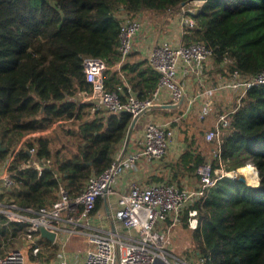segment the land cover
Instances as JSON below:
<instances>
[{
  "label": "trees",
  "instance_id": "16d2710c",
  "mask_svg": "<svg viewBox=\"0 0 264 264\" xmlns=\"http://www.w3.org/2000/svg\"><path fill=\"white\" fill-rule=\"evenodd\" d=\"M186 1L0 0V141L5 146L0 162L12 155L26 134L46 131L67 120L47 134L22 142L10 166L16 169V185L0 192L1 202L15 203L22 210L53 206L61 186L74 197L84 190L91 175L111 164L133 116L93 111L92 102H80L92 88L85 78L83 57L105 59L108 89L123 96L130 85L139 96H148L159 80L155 68L146 61L125 60L121 70L127 83L115 68L121 59L122 19L147 9L167 11ZM191 15L196 24L185 29L183 39L185 43L201 40L212 48L210 60L217 72L214 83L235 69L255 74L264 68V0H206ZM226 57L233 62H226ZM164 112L182 113L176 109ZM188 126L185 134H194ZM192 140L185 138L179 156L168 157L167 153L159 160L167 172L154 179L179 185L186 177L199 182L200 164L211 162L217 167L222 162L228 170L256 165L261 180L254 186L239 177L225 176L208 188L204 198L186 208L181 215L185 225L190 208H197L200 216L193 229L197 256L205 258L204 264H264V84L251 86L235 105L220 144L206 137L203 147ZM32 147L36 149L33 153ZM33 159L45 164L41 172L35 166L18 170L21 162ZM26 227L0 214V246L25 234ZM45 244L49 247L51 242Z\"/></svg>",
  "mask_w": 264,
  "mask_h": 264
},
{
  "label": "built area",
  "instance_id": "2783aa9c",
  "mask_svg": "<svg viewBox=\"0 0 264 264\" xmlns=\"http://www.w3.org/2000/svg\"><path fill=\"white\" fill-rule=\"evenodd\" d=\"M204 2L205 0H188L177 6L185 28L195 26L196 20L191 13H195ZM145 25V20L140 16L123 17L119 31L120 62L131 54L134 40ZM212 53V48L201 40L179 44L158 41L151 48L149 61L159 72V80L155 89L146 97L139 96L130 86L123 96L118 90L108 89L104 75L107 69L105 59L85 55L82 61L83 71L92 88L89 93L82 95L80 102H92L93 111L116 114L130 112L134 117L160 105L158 98L164 91H168L170 104L180 106L187 95L186 82L179 75L180 63H183L187 75L194 73L199 77L204 63L211 58ZM225 61L233 62V59L226 57ZM259 84H264V68L255 74H244L235 69L222 80L205 84L201 91L189 97L190 103L201 101L200 117L203 119L213 112L214 98L218 94L235 93L239 103L251 86ZM234 109L235 107L219 114L215 126L206 133L208 140L216 139L220 144L223 128L230 123ZM170 127V121H149L144 131L143 146L130 151L125 140L114 154L111 164L102 172L91 175L84 190L74 197L61 186L59 200L50 207L22 210L15 203L0 201V214H5L11 221L27 224L25 247L12 249L0 256V264H29V252L38 254L42 250L39 241L49 240L40 235V226L56 233L55 239L49 240L50 247L56 245L63 249L72 236L86 235L89 247L82 261L73 264H174L170 259L171 228L181 222L182 212L197 199L204 198L208 188L219 179L225 176L238 177L241 173L230 175L236 168L228 170L222 162L217 167L211 162L200 164L197 169L200 180L195 187L168 181L142 184L131 180L118 198L116 215L124 228L136 231L132 240L122 238L117 231L103 233L96 230L91 221L98 199L107 200L125 172L136 168L142 160H160L168 153L171 143ZM35 151V147L30 149L31 153ZM16 152L9 158L5 172L0 174V181L6 189L16 185V169H10ZM31 166L41 172L45 164L36 159L25 160L18 165V170ZM189 216V225L195 229L200 223L198 209L190 208ZM168 222V227L163 230L162 225ZM180 261L182 264H204L205 258L197 256L195 259Z\"/></svg>",
  "mask_w": 264,
  "mask_h": 264
},
{
  "label": "crops",
  "instance_id": "0c3cea01",
  "mask_svg": "<svg viewBox=\"0 0 264 264\" xmlns=\"http://www.w3.org/2000/svg\"><path fill=\"white\" fill-rule=\"evenodd\" d=\"M139 15L143 17V19L146 22V25H145L144 30L138 36H136L134 40L133 51L127 57L126 61H131V62L146 61V63L151 65L149 61V54H150V51L153 45L156 44L158 41L166 40L173 44L185 43L183 38H184V33H185L186 28L184 27L182 23V16L177 7L167 10V11H159V10H154V9L142 10L139 12ZM123 62H120V61L116 62L115 68L119 69L120 77L124 80V83H127L125 73L124 71L121 70V65ZM179 75L181 79H183L186 82V85H187L186 98L183 100L180 106L165 107L163 105L170 104L171 98H170L169 92L164 91L158 98L160 105L154 106L151 109L147 110L138 119V122L136 123L132 131L131 137L128 141V150L132 151V150L138 149L143 146L145 127H146V124L151 120H155V119L160 120V121L165 120V121H170L171 123L174 121L180 122L181 118L183 120L184 117L185 118L187 117L185 116V114H189L188 117H190V119L191 118L193 119L192 122L199 120L198 125L201 126L200 127L201 130H203L204 132V133L201 132V134H206L209 129L215 126L216 120L221 112L219 114L217 113L214 114V110H213V112L210 115L202 119L200 117L201 101H196L195 103L191 104L190 98H189L193 94H196L197 92L201 91L204 88L205 84H210L214 81V77H211V75L217 76V72H216V66L213 65L212 60L209 59L204 63L202 74L199 77H197L194 73L187 75L184 72L183 63H180ZM204 76H207L205 77V80H203ZM193 79H196L200 83V85H202L201 89L195 91V88L192 87L193 82H191V80ZM220 79L222 78H218V80ZM228 93L230 92L218 94L217 96H215L214 100L219 101L220 96L223 95L227 97L226 94ZM172 109L180 110L182 113L180 115H170L164 112V110H168V112H170ZM214 116H215V119H214ZM65 121H58L56 124H61L62 122H65ZM56 124H54L52 128L46 131H38V132L26 134L21 139V141L17 144L14 152L17 151V149H19L22 142L26 138L33 136V135L39 136L41 134H47L54 129ZM190 127L188 126L187 129H189ZM204 146H206V142L203 144V147ZM184 148L185 147L183 146L175 145L173 142V143H170L169 145L168 153L171 154L173 157L179 156V154L182 152ZM14 152L12 153V155L14 154ZM205 152L209 156L210 152L207 149L205 150ZM10 157H8L6 161L0 162V174L5 172V170L7 169V163ZM157 162H159V160H152V161L142 160L138 163L136 168L129 169L127 172H125V174L119 179V181L114 186L115 187L114 191L107 198L108 207L105 204L106 200L102 198L101 203L93 211L91 221L96 227V230H99L103 233H110V232L117 231L120 234V236L126 240H132L134 238V236L136 235V231L128 230L124 228L121 225L119 218H117L116 211L118 209V198L121 195V193L125 191V189L128 187V184L131 180H137L138 182L142 184H151V183L157 182V181H150V182L145 181L146 177H149L152 175H159V173L162 171L167 172V168L162 166V164H159V166L156 165L155 163ZM190 179L191 178L186 177L182 180V183L184 185H188L191 187L195 186L191 184ZM4 190H6V188L4 184L0 181V192ZM80 236L82 237L84 236L87 239L86 235L84 234H81ZM170 251L172 250L170 249ZM83 257L80 259V261H82ZM185 259H180V260H185Z\"/></svg>",
  "mask_w": 264,
  "mask_h": 264
},
{
  "label": "rangeland",
  "instance_id": "374dc122",
  "mask_svg": "<svg viewBox=\"0 0 264 264\" xmlns=\"http://www.w3.org/2000/svg\"><path fill=\"white\" fill-rule=\"evenodd\" d=\"M136 16H140L141 18H143L141 15H139V13ZM205 77L207 76H204L203 80H205ZM211 77L213 76L211 75ZM191 82H193L192 87L195 88V91L202 88V85H200V83L196 79L191 80ZM226 95L227 97L223 95L220 96L219 97L220 100L218 99L219 101L214 100V114L215 113L219 114L220 112L230 110L231 108L234 107L235 103H237L238 101L237 94L228 93ZM185 116L187 117L186 118L184 117L183 120L182 118L180 119L182 122L174 121L176 122V124H174V126L171 125L170 127L171 143L174 142L175 145L185 147L186 146L185 138L187 137L190 140L193 139L192 141L194 142V145H196L199 142H201V144H204L206 142V137H205L206 134H201L203 130H201L200 128L201 126L198 125L199 120L192 122L193 119L192 118L190 119V117H188L189 114H185ZM215 116H214V119H215ZM179 123L181 124L178 125ZM187 124L189 125V127L191 125V127L189 128V133L192 132L194 134H185L184 127H186ZM170 155L171 154H168V157ZM160 162H157L155 164L159 166V164H161ZM245 166H250V165H245ZM238 169H240V167L237 168L236 173L237 172L243 173L239 171ZM232 173L233 175L235 174L234 172ZM157 176H161V172L159 173V175H152V176L146 177L145 181L147 182L166 181L162 179H154V177H157ZM245 176L247 177L246 174ZM197 183L198 181L197 182L195 180L191 181L192 185L196 186ZM185 210L182 212V214L185 213ZM168 225H169V222L162 225L163 230H165L166 227H168ZM24 235L25 234L20 235L17 239L9 243L7 246H5L4 242H2V245L0 246V250L3 248L4 251L0 253V256H4L8 251L12 249L25 247ZM171 237H172V243H171L170 249L172 251L170 252L172 255L170 256V259L174 264H182L180 259L186 258L188 260L191 258L192 259L197 258L194 232H193V228H191L189 224L185 225L184 221L181 220L180 223H178L177 225L171 228ZM1 239H3V237H1ZM86 240L87 239L84 236L83 237L82 236H72L68 244L65 246V248L62 249L58 246H56V248L55 247L50 248V246L46 247L45 246L46 240L41 239L39 241V244L42 246L41 253H38L35 255L34 253L29 252L28 255L31 261L29 262V264H63V263L73 264V263H77L85 255V252L89 247L88 241Z\"/></svg>",
  "mask_w": 264,
  "mask_h": 264
},
{
  "label": "water",
  "instance_id": "95a60500",
  "mask_svg": "<svg viewBox=\"0 0 264 264\" xmlns=\"http://www.w3.org/2000/svg\"><path fill=\"white\" fill-rule=\"evenodd\" d=\"M206 1V0H205ZM184 3V2H183ZM163 105V104H162ZM163 106H165V107H175V105L174 104H164ZM142 115V113L141 114H139V115H137V116H134L133 117V119H132V122H131V124H130V127H129V131H128V134H127V144H128V141H129V139H130V137H131V134H132V131H133V129H134V127H135V125H136V123L138 122V119L140 118V116ZM2 149H5V146H2V143H1V141H0V150H2ZM256 166V165H255ZM256 168H257V166H256ZM257 171H258V176H259V183L256 185V184H252L251 182H249V180H248V178L245 176V174H243V173H241L240 175H238V177H239V179L240 180H243V181H246V182H248L249 184H252V185H254V186H258L259 184H260V175H259V170H258V168H257ZM105 204H106V206L108 207V203H107V200L105 201ZM55 232L54 231H50L49 229H47L45 226H40V235L42 236V237H45V238H47V239H49V240H51V241H53L54 239H55Z\"/></svg>",
  "mask_w": 264,
  "mask_h": 264
},
{
  "label": "bare ground",
  "instance_id": "6f19581e",
  "mask_svg": "<svg viewBox=\"0 0 264 264\" xmlns=\"http://www.w3.org/2000/svg\"><path fill=\"white\" fill-rule=\"evenodd\" d=\"M239 171L245 173L248 177V180L252 183V184H258L259 183V176H258V171L256 166L254 165H250V166H241L240 169H238ZM237 169L235 171H232L234 173H236ZM230 172V175L234 176L233 173Z\"/></svg>",
  "mask_w": 264,
  "mask_h": 264
}]
</instances>
